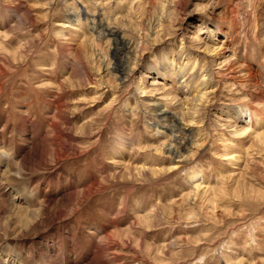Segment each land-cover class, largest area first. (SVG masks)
Wrapping results in <instances>:
<instances>
[{
    "label": "rangeland",
    "instance_id": "1",
    "mask_svg": "<svg viewBox=\"0 0 264 264\" xmlns=\"http://www.w3.org/2000/svg\"><path fill=\"white\" fill-rule=\"evenodd\" d=\"M137 1L0 0V263L264 264V0Z\"/></svg>",
    "mask_w": 264,
    "mask_h": 264
},
{
    "label": "bare ground",
    "instance_id": "2",
    "mask_svg": "<svg viewBox=\"0 0 264 264\" xmlns=\"http://www.w3.org/2000/svg\"><path fill=\"white\" fill-rule=\"evenodd\" d=\"M144 0H138L137 1V4L139 5H142ZM105 31L111 35L112 37L115 38V43H116V46L117 45H122L124 44L125 45V48L128 49L127 51V54L124 55V57H121L118 59V65L114 66V70L116 72H118L120 75H118L119 79H123L125 75H128V72L130 70V66L132 64H134V58L138 57L137 55H135L136 53L135 52V48L133 45H131L130 42H125V41H122L120 38H119V34L117 32V30L115 29H111V27H108L105 29ZM105 32V33H106ZM102 38V37H101ZM135 55V57H133ZM136 61V60H135ZM138 62V61H137ZM136 62V63H137ZM229 62V61H228ZM116 73V74H118ZM130 74V73H129ZM123 76V77H122ZM206 80V78L204 77V79L202 81ZM155 85H161L156 87V90L157 91H160L161 89H163V92H167V89L164 88L165 86V83L161 82L160 80H154V83ZM203 83H201L202 85ZM216 90V89H215ZM215 90H211V92H215ZM153 91V90H152ZM201 91V90H200ZM142 92H145V90L142 89ZM160 93V92H159ZM164 94V93H163ZM207 94V92H201L200 94V97L202 100V98L204 97V95ZM145 95V94H143ZM168 95L165 94L164 96ZM176 96H174L173 98H170V95H168L166 98H169V99H175ZM167 102V101H166ZM153 105H154V109L155 111H157V114L159 116H161V118H164L167 122H169V125L167 126L168 130H169V135H170V143L166 146H164V148L166 149V151L169 153V154H173V155H177V157H182V145L184 143H187V137H186V128L182 127L180 125V118H179V115L176 114V113H171L169 110L166 109V105L164 104V100L161 99V102L160 101H153ZM183 109V107H182ZM248 109L244 110V112H248L247 111ZM183 111V110H182ZM242 113V112H241ZM240 113V114H241ZM68 146V145H67ZM33 148V147H32ZM41 150H43L42 148H40ZM42 154V151L40 152ZM34 154V152H33ZM66 154V153H65ZM34 157V156H33ZM25 163V162H24ZM139 169V168H138ZM9 170V169H8ZM8 172V171H7ZM22 174V173H21ZM14 177V176H13ZM0 184L3 185H6V186H11L14 184L13 180L10 179V178H4V179H1L0 180ZM74 194V193H73ZM72 194V196H73ZM80 194V193H79ZM75 196V195H74ZM71 198V197H70ZM73 198V197H72ZM69 200V199H68ZM7 201V200H6ZM55 201V200H54ZM53 201V202H54ZM62 202V201H61ZM70 202V201H69ZM72 202V200H71ZM74 202V201H73ZM66 203V202H65ZM64 204V202H63ZM73 204V203H72ZM46 205V204H45ZM67 205V204H66ZM19 213H21L22 215H25L24 214V209L20 208L19 207V210H18ZM49 254V253H48ZM48 256V255H47ZM11 257V256H10ZM86 259V258H85ZM8 262V263H7ZM9 258H6L5 260H2L0 264H9ZM66 264H73V261L72 260H67ZM76 264V263H75ZM89 264V263H88Z\"/></svg>",
    "mask_w": 264,
    "mask_h": 264
}]
</instances>
